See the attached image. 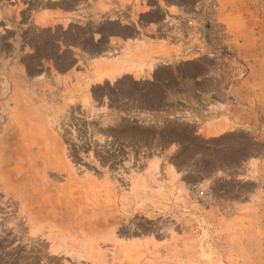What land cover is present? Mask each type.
<instances>
[{
  "label": "rangeland",
  "instance_id": "rangeland-1",
  "mask_svg": "<svg viewBox=\"0 0 264 264\" xmlns=\"http://www.w3.org/2000/svg\"><path fill=\"white\" fill-rule=\"evenodd\" d=\"M197 2L100 64L114 3L0 0V264H264V0Z\"/></svg>",
  "mask_w": 264,
  "mask_h": 264
},
{
  "label": "crops",
  "instance_id": "crops-1",
  "mask_svg": "<svg viewBox=\"0 0 264 264\" xmlns=\"http://www.w3.org/2000/svg\"><path fill=\"white\" fill-rule=\"evenodd\" d=\"M95 1L97 10L100 5L104 7L109 1L114 3L118 9V11L114 12L117 13L116 24L119 30L112 31L110 34H105L103 31L99 32L101 39L100 41H97L101 43L105 41V44L103 43L102 45L104 46L102 47L104 49L103 54L107 56L91 59L96 60V62H99L100 64H103L102 62L105 61L107 62L121 58V55L126 50H129L130 53H132L133 50L137 51L142 45L149 47L150 50L156 52L161 60L168 59L167 57H171L174 60L176 58L177 48L181 44L179 43L180 40L176 34V26L177 24H179V27L184 26L182 24L183 17L185 15H191L193 10L197 9L199 6V2H197L198 0H140V6L146 4L148 11H142L139 13V19L134 21L132 15L135 0H128V5L125 7L122 6L123 1L121 0ZM125 18L127 20L123 23L122 20ZM101 19L102 22H110L108 14L103 13ZM192 32L194 31H188V34L193 35ZM193 42L194 41H191L189 38L187 42L184 43L185 49L188 50L185 54H198L196 51L199 50V45H196V43ZM110 52H117L119 56L110 59ZM137 57L138 56L135 55L129 59L137 60ZM167 64L168 62H165V65ZM159 66L161 65L155 66L154 70L151 71V74L155 72ZM123 75L134 78L133 74L130 72H125ZM148 83L150 82L148 81Z\"/></svg>",
  "mask_w": 264,
  "mask_h": 264
},
{
  "label": "built area",
  "instance_id": "built-area-1",
  "mask_svg": "<svg viewBox=\"0 0 264 264\" xmlns=\"http://www.w3.org/2000/svg\"><path fill=\"white\" fill-rule=\"evenodd\" d=\"M199 14H197V16L196 17H193V18H187V20H186V26L190 29V31H199L198 29H197V26L200 24L199 23ZM176 34H177V36H179V33L180 32H182V29H181V27H179V24H177V26H176ZM198 33H200V32H198ZM179 38V37H178ZM199 194L200 195H202L203 193L202 192H199Z\"/></svg>",
  "mask_w": 264,
  "mask_h": 264
},
{
  "label": "bare ground",
  "instance_id": "bare-ground-1",
  "mask_svg": "<svg viewBox=\"0 0 264 264\" xmlns=\"http://www.w3.org/2000/svg\"><path fill=\"white\" fill-rule=\"evenodd\" d=\"M154 69V68H153ZM154 74V73H153ZM157 74V73H156Z\"/></svg>",
  "mask_w": 264,
  "mask_h": 264
}]
</instances>
